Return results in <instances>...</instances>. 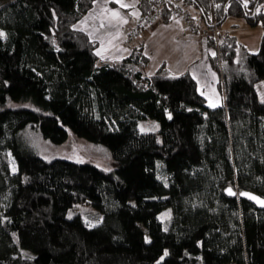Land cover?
<instances>
[{"label": "trees", "instance_id": "obj_1", "mask_svg": "<svg viewBox=\"0 0 264 264\" xmlns=\"http://www.w3.org/2000/svg\"><path fill=\"white\" fill-rule=\"evenodd\" d=\"M176 4L207 27L230 15L263 26L257 51L208 34L222 105L207 104L189 71H149L146 36ZM93 5L0 0V264H264V208L242 194L264 195V0H139L141 35L120 59L99 57V41L73 27ZM146 117L159 134L140 130ZM32 127L106 147L110 168L44 158ZM79 204L102 220L89 227Z\"/></svg>", "mask_w": 264, "mask_h": 264}, {"label": "crops", "instance_id": "obj_2", "mask_svg": "<svg viewBox=\"0 0 264 264\" xmlns=\"http://www.w3.org/2000/svg\"><path fill=\"white\" fill-rule=\"evenodd\" d=\"M138 3L139 0H122L119 4L116 0H96L88 13L76 23L77 28L88 34L91 33L90 36L99 41L97 49L101 48L100 38H106L107 33L113 34L112 45L114 46L108 47L105 41L103 55L98 54L99 57L120 59L131 52L130 44L141 35L137 30L142 16ZM105 4L109 8L117 9L126 21L109 25L105 20L101 26L100 13ZM124 4L134 5V7H124ZM193 14L197 16L195 27L190 26L180 16H175L168 23L156 22L150 27L145 39V52L150 57L149 71L155 70L162 62H166L175 73L189 71L197 80L199 90L207 98V104L211 107L213 103L219 106L224 104L225 97L213 98L211 92L223 91L220 86L221 72L212 65L210 60V56L213 52L215 53V48L208 44V34L211 30L199 19L198 13ZM85 18H87L86 23L81 24L80 21ZM232 18L234 26L222 28L219 25L220 31L235 34L250 51H257L263 33L262 29L259 30L260 25L252 26L240 16ZM235 25L238 28H235Z\"/></svg>", "mask_w": 264, "mask_h": 264}, {"label": "rangeland", "instance_id": "obj_3", "mask_svg": "<svg viewBox=\"0 0 264 264\" xmlns=\"http://www.w3.org/2000/svg\"><path fill=\"white\" fill-rule=\"evenodd\" d=\"M8 1H2V4H5ZM188 9L192 13H197L196 8L193 5H190ZM232 17H235L233 15L228 16L221 24L222 28H231L234 26V23H232L233 19ZM260 25V29L263 31V26L261 23L257 24ZM256 26V25H255ZM235 28H238L237 25H235ZM243 33L242 31H240ZM260 47V46H259ZM213 98H223L225 97L224 91H211ZM264 93L263 91H260V98L261 94ZM139 128H144V131H155L159 134L160 124L159 122L150 117L141 118L139 120ZM27 134L29 135V138L31 141L36 145L37 149L39 150L40 154L47 159H51L54 157H63V158H69L76 161L81 162H92L96 164L97 166H100L105 169L110 168V164L112 161L111 152L106 147L96 145L94 142L83 138L81 136L75 135L73 132L70 133L69 138L67 141L63 143H54L50 140H47L43 138L40 134V132L35 128H29L27 129ZM160 136V135H159ZM16 170V167H13ZM78 209L82 212L84 220L87 222V224L91 223L92 225L98 223L100 220H102L103 214L102 212L92 208L90 205H84L79 204ZM172 209L166 208L163 210L161 214V218L164 223V227L168 228L172 222ZM69 216H72V212L69 213ZM232 264H235L234 262H231ZM135 264H153L151 262L147 261H139L135 262Z\"/></svg>", "mask_w": 264, "mask_h": 264}, {"label": "snow or ice", "instance_id": "obj_4", "mask_svg": "<svg viewBox=\"0 0 264 264\" xmlns=\"http://www.w3.org/2000/svg\"><path fill=\"white\" fill-rule=\"evenodd\" d=\"M96 0H93V3H95ZM116 2L119 4L122 2V0H116ZM245 3H247V0H244ZM124 7H134V5H128V4H124ZM260 9L258 8L257 11H259ZM100 19H101V26H103V22L106 20L107 23L109 25H112L113 23L119 24L121 22H125L126 18L124 16L121 15V13L115 9V8H109L107 7V5L105 4L103 7L102 12L100 13ZM87 18H85V20L80 21L81 24L86 23ZM73 27L75 28L76 25H73ZM87 30V29H85ZM89 35H91V33H89ZM7 34L6 32H4L3 29H0V37H5L6 38ZM100 38V37H98ZM101 39V48L97 49L98 54L103 55L102 50L105 48V41H107V46L108 47H113L114 45H112V39H114V36L112 33H107L106 34V38H100ZM213 55H215V53L213 52ZM106 58V57H105ZM261 99L262 101H264V93L261 94ZM211 102V101H210ZM213 107H215V103L212 104ZM171 115V114H169ZM144 128H141V131H144ZM229 192H231V188L228 189ZM244 195H249L252 197V199L256 200L259 203H264V200H261V198L259 196H255L252 195L251 193H244ZM89 227H92L93 225L91 223H89L88 225ZM146 239H150V237H146ZM168 255V251L167 249L164 250L163 255L160 257V260L164 259V256Z\"/></svg>", "mask_w": 264, "mask_h": 264}, {"label": "built area", "instance_id": "obj_5", "mask_svg": "<svg viewBox=\"0 0 264 264\" xmlns=\"http://www.w3.org/2000/svg\"><path fill=\"white\" fill-rule=\"evenodd\" d=\"M160 13V7H158L152 14L149 16H146L142 19V24H150L153 22L159 15ZM175 14L177 16H180L181 18L185 19L190 26L195 27L196 26V21H197V16L188 10H186L183 6L176 4L175 5ZM211 32H213L216 36H218L219 33V28L217 24H214V26L209 27ZM138 30V29H137Z\"/></svg>", "mask_w": 264, "mask_h": 264}, {"label": "water", "instance_id": "obj_6", "mask_svg": "<svg viewBox=\"0 0 264 264\" xmlns=\"http://www.w3.org/2000/svg\"><path fill=\"white\" fill-rule=\"evenodd\" d=\"M246 192H247V193H251L252 195H255V196H259V197L261 198V200H264V195H261V194H259V193L254 192V191H245V192L242 193L243 196L248 197V198H249L252 202H254L256 205H258L259 207L264 208V203H259V202H257L256 200L252 199L251 196H249V195H244V193H246Z\"/></svg>", "mask_w": 264, "mask_h": 264}]
</instances>
